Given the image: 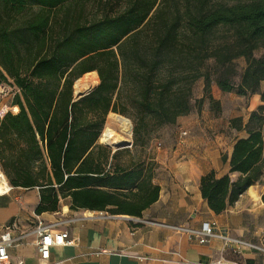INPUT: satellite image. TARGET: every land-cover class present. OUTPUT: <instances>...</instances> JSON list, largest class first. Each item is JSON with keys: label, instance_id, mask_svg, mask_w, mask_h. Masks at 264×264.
<instances>
[{"label": "trees", "instance_id": "1", "mask_svg": "<svg viewBox=\"0 0 264 264\" xmlns=\"http://www.w3.org/2000/svg\"><path fill=\"white\" fill-rule=\"evenodd\" d=\"M221 1L0 0V84L12 82L18 108L0 122V167L10 186L39 189L36 215L56 212L67 195L98 207L88 200L107 195L99 187L118 189L115 174L103 178L109 151L97 144L109 115L128 117L133 143L144 145L192 112L199 79L198 109L208 99L219 111L212 86L264 103V0ZM90 72L97 86L73 101V83ZM229 127L246 134L229 159L237 177L210 172L199 182L216 215L264 180V106Z\"/></svg>", "mask_w": 264, "mask_h": 264}, {"label": "crops", "instance_id": "2", "mask_svg": "<svg viewBox=\"0 0 264 264\" xmlns=\"http://www.w3.org/2000/svg\"><path fill=\"white\" fill-rule=\"evenodd\" d=\"M253 96L259 98V106H264L259 95ZM12 99L0 100V122L7 113H18L11 111L16 107ZM206 117L200 113L195 124L178 132L174 150L164 147L154 151L149 142L137 146L133 141L128 147L108 150L102 163L103 178L115 174L120 186L109 189L101 185L104 187L99 190L107 195L100 194L96 202L88 200L98 207H80L67 195L59 198L56 212L36 215L39 189L11 186L7 194L0 196V234L10 227L11 235L19 238L8 249L12 263L206 264L222 260L223 264H264V251L243 248L236 256L219 239L201 244L190 233L208 223L231 238L264 249V180L218 215L201 198L202 176L213 172L216 178L237 177L229 174V159L234 141L246 137L243 131L229 127V121L238 116L225 118L222 102L216 116H212L214 123ZM182 132L186 133L183 137ZM155 187L158 193L153 201ZM35 216L66 231L74 245L52 247L49 259L42 262L35 248ZM95 252L97 255L92 254Z\"/></svg>", "mask_w": 264, "mask_h": 264}, {"label": "rangeland", "instance_id": "3", "mask_svg": "<svg viewBox=\"0 0 264 264\" xmlns=\"http://www.w3.org/2000/svg\"><path fill=\"white\" fill-rule=\"evenodd\" d=\"M221 2L225 3V4H233L235 1L222 0ZM218 32H224V31L223 30H219ZM254 55L256 57H259V56L262 55V52L260 50L256 51ZM244 66H245V63H244L243 59H238V60L235 61V69H236V72H237V77L234 79L235 82L238 81V76L241 74ZM3 84L7 85L11 89V92H15V86L12 84L11 81H8V82L3 83ZM97 84H98V82H97ZM97 84L95 86H97ZM193 90H194V93H193L192 100H191V104L193 106L192 107V112L189 115L180 118L179 119V123H177L175 125H172V126H167V127L163 128V129L159 130L154 135H152V137L150 138L149 143H151L152 148H153L154 151L156 150V148L158 149V144H161V147H159L161 149H163L164 147H171L172 150H174V147H175V145L177 143L176 139H178V137H177L178 132L179 131H184L186 127L189 128L193 124H195L196 119L200 116V113H201L202 117L207 116L206 118L209 119V121L213 120L212 116H216V113L218 111H213L212 110L213 107H212V105H211V103H210V101L208 99H205L201 103L200 109H198V107H196V105H195V102L200 99L199 97L202 94V90H203V80L202 79H199L195 83V85L193 87ZM262 90H264V85H261V87H260V91H262ZM210 93H211L213 99L218 104L220 102H222L223 115L225 116V118L238 116L239 118L242 119L243 124H245L247 122L249 114L252 111L256 110L257 107L259 106V98L258 97H254L253 95L248 96V97H238L235 93L224 94V93L218 92L217 89L214 86H212L210 88ZM255 98H257L256 102L254 101ZM206 109H208L209 111L206 110ZM120 116H122V115H120ZM122 117L128 119L130 121V123H131L132 129H131V134L129 136V141H133V133H132L133 124H132V121L126 116H122ZM214 119L216 121V118H214ZM212 123H214V120L212 121ZM106 125H107V117H106V121H105V125L103 127V130L106 127ZM112 127H114V126H112ZM114 130L116 132H120L118 127H115ZM97 143L100 146H102L99 143V140L97 141ZM227 143H229L228 138H227ZM137 146H142V145L141 144H137ZM103 147H105V146H103ZM105 148L107 150H111L108 147H105ZM222 150H224V149H222ZM262 243H264V242H262Z\"/></svg>", "mask_w": 264, "mask_h": 264}, {"label": "built area", "instance_id": "4", "mask_svg": "<svg viewBox=\"0 0 264 264\" xmlns=\"http://www.w3.org/2000/svg\"><path fill=\"white\" fill-rule=\"evenodd\" d=\"M14 93L16 92H11V89L7 85L0 84V100L12 97ZM181 135L183 137L186 135V133L182 132ZM159 147H161V144H158V148ZM4 179L5 176L0 167V182H2ZM10 189L11 186L9 185V187L4 190L0 196L7 194ZM56 226V224H47L41 220L39 216H35L34 234L37 237L35 248L42 262H46L49 259L50 249L52 247L74 245V240L68 238L66 231L58 230L56 229ZM10 229V227H6L5 230L0 234V264H13L10 260L8 249L13 247L16 242L19 241V238H14L10 233ZM190 233L199 238V242L201 244L206 243L207 240L211 238L219 239L223 243L224 248L236 256L241 254V250L243 248L264 251V249H261L253 244L231 238L228 236L226 231H218L208 223L203 224L199 231H190ZM262 240H264V238H262ZM92 254L97 255V252ZM206 264H223V262L222 260H217L215 262H209ZM232 264L239 263L234 262Z\"/></svg>", "mask_w": 264, "mask_h": 264}, {"label": "bare ground", "instance_id": "5", "mask_svg": "<svg viewBox=\"0 0 264 264\" xmlns=\"http://www.w3.org/2000/svg\"><path fill=\"white\" fill-rule=\"evenodd\" d=\"M98 82L96 72L84 74L81 78L74 82V90L76 93H85L94 88ZM12 112H17L18 108L11 109ZM118 127L120 132H116L114 127ZM131 123L128 119L118 116L109 115L107 125L99 137V143L110 149H118L129 142L131 133ZM9 187L6 180L0 182V194Z\"/></svg>", "mask_w": 264, "mask_h": 264}, {"label": "water", "instance_id": "6", "mask_svg": "<svg viewBox=\"0 0 264 264\" xmlns=\"http://www.w3.org/2000/svg\"><path fill=\"white\" fill-rule=\"evenodd\" d=\"M96 87V86H95ZM92 88L91 90H89L88 92H85V93H76L75 90H74V83H73V86H72V100L75 101V100H78L79 98L83 97V96H86L88 95L89 93H91L94 89ZM132 129V127H131ZM131 134V133H130ZM131 145V142H128L126 145H124L123 147L121 148H124V147H128ZM119 149V148H118ZM112 150V149H111Z\"/></svg>", "mask_w": 264, "mask_h": 264}]
</instances>
